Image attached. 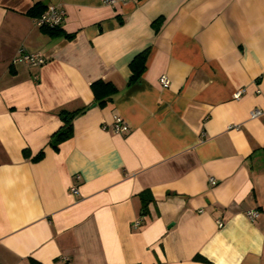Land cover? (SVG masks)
<instances>
[{
    "label": "crops",
    "instance_id": "obj_1",
    "mask_svg": "<svg viewBox=\"0 0 264 264\" xmlns=\"http://www.w3.org/2000/svg\"><path fill=\"white\" fill-rule=\"evenodd\" d=\"M108 1L0 0V264H264V0ZM63 109L82 111L56 151Z\"/></svg>",
    "mask_w": 264,
    "mask_h": 264
},
{
    "label": "trees",
    "instance_id": "obj_2",
    "mask_svg": "<svg viewBox=\"0 0 264 264\" xmlns=\"http://www.w3.org/2000/svg\"><path fill=\"white\" fill-rule=\"evenodd\" d=\"M47 9L43 6L36 5L33 9H31L28 14L33 16L34 19L40 17ZM43 31L49 33L50 35L56 37L63 35V31L61 28H42ZM68 38L72 39L73 35H67ZM149 57V50L139 54L135 57V59L130 64V69L132 71V77L129 82V85H133L140 80L143 74L146 71L147 61ZM95 101L98 106L105 107L111 104L114 101V97L119 93L118 88L110 83L99 80L94 82L91 86ZM80 111H69V110H61L59 112V116L62 119L64 125L62 128L57 131L51 138L50 145L54 150H59V146L65 141L71 139L74 136V121L75 118ZM44 156V152H40L34 159L36 161L42 159ZM142 203H143V215H146L149 204L154 202V198L150 190H146L140 194ZM199 259V258H196ZM160 264V263H157Z\"/></svg>",
    "mask_w": 264,
    "mask_h": 264
},
{
    "label": "built area",
    "instance_id": "obj_3",
    "mask_svg": "<svg viewBox=\"0 0 264 264\" xmlns=\"http://www.w3.org/2000/svg\"><path fill=\"white\" fill-rule=\"evenodd\" d=\"M130 1L136 0H109L108 3L114 6L117 3H128ZM36 24L39 28H61L66 21V12L63 8L58 6H51L38 18L35 19ZM15 62H23L28 66L41 67L46 63V59L39 53H28L24 49L19 50L17 57L14 59ZM160 84L163 88L167 89L170 87V81L166 76L160 78ZM245 93L244 90L238 91L234 97L239 100L242 95ZM264 116V107H256L251 112V117L253 119H258ZM113 131L116 134H128L130 132V127L125 123L122 118H117L113 124ZM211 184H216L214 178H210ZM76 192L75 189H73ZM259 217L258 211H251L248 213V218L250 220H255ZM141 222H137V225H140ZM219 225H222V222H219Z\"/></svg>",
    "mask_w": 264,
    "mask_h": 264
}]
</instances>
